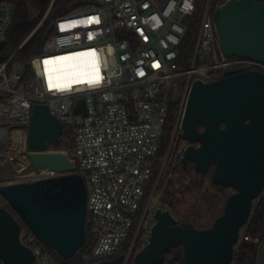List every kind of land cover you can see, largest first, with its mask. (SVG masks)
I'll return each instance as SVG.
<instances>
[{
  "label": "built area",
  "instance_id": "1",
  "mask_svg": "<svg viewBox=\"0 0 264 264\" xmlns=\"http://www.w3.org/2000/svg\"><path fill=\"white\" fill-rule=\"evenodd\" d=\"M225 2L92 0L56 18L42 54L31 60L32 77L25 80V65L12 64L14 54L4 60L0 56V168H7L0 171V186L66 174L35 169L25 149L34 105H47L64 131L72 132L73 150L66 151L75 163L71 172L82 174L87 183L86 227L92 245L80 264L117 257L138 219L137 234L141 229L151 232L153 226H147L145 219L149 206L143 212L142 207L172 109L176 108L177 118L170 146L182 132L193 83L212 82L237 70L264 73L260 60L223 53L214 13ZM14 17L12 3L0 2V41L6 40ZM193 25L198 26L197 39L189 57L185 45ZM77 53L94 54L82 56L80 78L86 80L98 69L99 82L50 88L49 76L53 83L67 82L54 76L56 59ZM46 60L51 61L49 72ZM80 99L85 100L86 113L75 111ZM184 141L181 156L190 145ZM48 151L56 152L51 145ZM0 199V206L10 208L6 199ZM15 216L22 226L20 240L32 249L36 264H62L58 252ZM251 218L240 232L235 251L243 241L257 247L263 243L264 235L253 237L248 232ZM132 251L125 253V264L131 263Z\"/></svg>",
  "mask_w": 264,
  "mask_h": 264
},
{
  "label": "water",
  "instance_id": "2",
  "mask_svg": "<svg viewBox=\"0 0 264 264\" xmlns=\"http://www.w3.org/2000/svg\"><path fill=\"white\" fill-rule=\"evenodd\" d=\"M226 56L264 62V0H228L214 13ZM7 41H0V52ZM76 113H86L80 99ZM64 126L45 104H35L25 149L35 169L66 174L34 182L0 186L10 208L0 206V260L3 264H36L31 248L20 240L17 214L35 235L64 260L87 242L88 188L85 177L72 173L68 153L50 152L60 145ZM182 138L190 142L183 163L196 171L212 170L211 183L234 190L223 213L205 228L179 223L169 210L157 208L148 243L132 264H163L171 248L183 246L184 264H231L242 228L254 202L264 192V73L237 70L212 82L196 80L182 122ZM1 202V199H0ZM119 254L94 264H125Z\"/></svg>",
  "mask_w": 264,
  "mask_h": 264
},
{
  "label": "trees",
  "instance_id": "3",
  "mask_svg": "<svg viewBox=\"0 0 264 264\" xmlns=\"http://www.w3.org/2000/svg\"><path fill=\"white\" fill-rule=\"evenodd\" d=\"M91 1L56 0L47 14L52 0H0V2L12 3L15 9L14 22L6 36L7 43L0 52L1 60L14 54L12 64L18 61L25 65V80L32 77L31 60L33 57L42 54L47 37L54 31L56 18ZM220 1L225 2L226 0ZM41 21L42 23H40ZM197 29L198 26L193 25L188 31L185 53L189 57L194 51ZM176 118V108L173 107L169 118L167 135L159 152L158 161L163 156L166 146L169 145ZM62 136L64 138L72 137L73 139L72 132L69 129H66ZM179 141H183L182 136H180ZM51 147L60 150L62 148L67 149L71 145L66 144L65 140L61 139L60 145L52 144ZM210 175V173L200 174L196 171L194 164L185 165L181 155H173L167 165V171L163 174L160 207L171 211L179 223L190 221L196 227H202L199 224L202 223L204 218L208 217L214 221L223 213L229 194L225 193L227 188L212 184ZM216 189L218 191L214 192ZM255 205L248 232L253 237H262L264 235V192L259 202ZM86 228L87 242L85 246L72 259H61L63 264H80L84 254L90 250L92 236L90 229ZM124 248L120 254L125 253ZM257 255L258 248L256 244L250 241H243L239 245L238 250L235 251L231 264H257ZM0 264H3L1 260ZM163 264H184L183 246L171 248L166 254Z\"/></svg>",
  "mask_w": 264,
  "mask_h": 264
},
{
  "label": "rangeland",
  "instance_id": "4",
  "mask_svg": "<svg viewBox=\"0 0 264 264\" xmlns=\"http://www.w3.org/2000/svg\"><path fill=\"white\" fill-rule=\"evenodd\" d=\"M72 10H74V9H72ZM170 125H171V123H170ZM172 133H173V131H172ZM181 135H182V132L179 134V136L175 140H173V142L171 140L172 145L170 146V144H169L168 146H166L163 156L161 158H159L158 165H157L155 174L153 176V180H152L151 185L148 189V197L146 198V200L143 204V207H142V212H143L146 209V207L149 206L148 212L146 215L147 218L145 217L146 222H147V226H149V225L153 226L156 223L155 211L157 208H161L160 207V196H161V184L163 181V174H165V172L167 171V165L170 163L171 157L173 155L178 156L180 153V149L185 144L184 139L182 142L179 141V138ZM61 139L65 140L66 144L71 145V147H68L67 149L62 148L60 150L52 148V150H54L56 152H64V153H66V151H68V149L70 151H72L73 150V139H72V137H65L64 138V136H62ZM171 139H172V137H171ZM5 169H7V168H0V171L6 172L7 170H5ZM210 179H211V175H210ZM215 191H218V189L214 190V192ZM233 192H234V190L231 188H227L225 190V193L229 194V195L232 194ZM140 217L141 216H139V218ZM212 222H214V221H212L211 218L206 217L203 219L202 223L199 224L202 227H199V226L198 227L199 228L208 227V226H210V224H212ZM139 223H140V219L137 220V223L133 229L132 235L128 239L126 246L124 248L125 253H128L132 248L133 256H132L131 262H133L135 255L148 243L150 233H151L148 230L141 229L139 234H137ZM136 234H137V236H136ZM257 248H258L257 263L258 264H264V240H263L262 245L260 247H257ZM60 262L62 263L63 261L60 259Z\"/></svg>",
  "mask_w": 264,
  "mask_h": 264
},
{
  "label": "snow or ice",
  "instance_id": "5",
  "mask_svg": "<svg viewBox=\"0 0 264 264\" xmlns=\"http://www.w3.org/2000/svg\"><path fill=\"white\" fill-rule=\"evenodd\" d=\"M92 22V21H89ZM65 26L62 25L61 28L63 30ZM81 56H87V55H94V54H90V53H82L80 54ZM72 57H61L58 58V60L60 61H64V60H72ZM51 63V61H44L45 64V71L49 72V68L47 67L49 64ZM70 67H75L74 65H69ZM69 75V79L67 80V82L60 84V83H53V79L51 76H49V87L50 88H57V89H64V88H68L70 87L72 84H76V83H89V84H93V83H98L99 80L101 79V77L98 74V69L96 70V74L94 76H91L88 79H82V78H77V77H82L84 75V73L82 72H71L68 74Z\"/></svg>",
  "mask_w": 264,
  "mask_h": 264
},
{
  "label": "bare ground",
  "instance_id": "6",
  "mask_svg": "<svg viewBox=\"0 0 264 264\" xmlns=\"http://www.w3.org/2000/svg\"><path fill=\"white\" fill-rule=\"evenodd\" d=\"M80 54L81 53L63 56V57H72L73 58L72 60L60 61L58 60V58L56 59L55 71H54L55 72L54 76L56 77V79L68 80L70 78L68 74L71 72L83 73L84 68L82 67V56ZM69 65H74L75 67H70Z\"/></svg>",
  "mask_w": 264,
  "mask_h": 264
},
{
  "label": "flooded vegetation",
  "instance_id": "7",
  "mask_svg": "<svg viewBox=\"0 0 264 264\" xmlns=\"http://www.w3.org/2000/svg\"><path fill=\"white\" fill-rule=\"evenodd\" d=\"M212 170H213V168L211 169L210 174H212Z\"/></svg>",
  "mask_w": 264,
  "mask_h": 264
},
{
  "label": "crops",
  "instance_id": "8",
  "mask_svg": "<svg viewBox=\"0 0 264 264\" xmlns=\"http://www.w3.org/2000/svg\"><path fill=\"white\" fill-rule=\"evenodd\" d=\"M258 264V263H257Z\"/></svg>",
  "mask_w": 264,
  "mask_h": 264
}]
</instances>
